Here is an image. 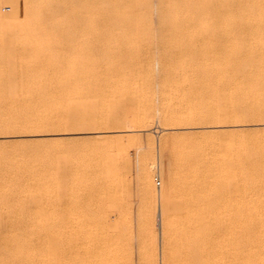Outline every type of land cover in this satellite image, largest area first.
I'll use <instances>...</instances> for the list:
<instances>
[{
  "label": "rangeland",
  "instance_id": "rangeland-1",
  "mask_svg": "<svg viewBox=\"0 0 264 264\" xmlns=\"http://www.w3.org/2000/svg\"><path fill=\"white\" fill-rule=\"evenodd\" d=\"M0 29V70L48 79L0 87V264H182L171 156L202 212L264 214V0H0Z\"/></svg>",
  "mask_w": 264,
  "mask_h": 264
},
{
  "label": "bare ground",
  "instance_id": "bare-ground-1",
  "mask_svg": "<svg viewBox=\"0 0 264 264\" xmlns=\"http://www.w3.org/2000/svg\"><path fill=\"white\" fill-rule=\"evenodd\" d=\"M242 4H240V5H242ZM9 56H11V55H9ZM2 58H1V60H2ZM5 60H6V58H5ZM10 62L13 63V61H10ZM12 63H10V64H12ZM14 63H16V62H14ZM3 64H4V61H3ZM15 65L12 64V66H14V67H15ZM8 67L11 68V65ZM13 69H11V70L9 69L6 71L0 70V87H2V88L7 87L8 88L10 85L13 86L14 84H18L19 82L17 83V81H20V80H17V79H19V78H21V81H20L21 84L27 82V84L30 83V85H31V83L34 85V84H36V82H43V79L48 80L46 72H40V75H39V74H36L35 71L32 72V71H28V70L26 72L23 71L24 72V73H22L23 76L17 78V76L18 75L20 76L21 74L18 73L16 76L17 72L15 71V68H13ZM49 74L50 73L48 72V75ZM18 85H17V89H18ZM33 85H32V87H33ZM37 86H35V88ZM23 87H21V88L23 89ZM24 88H26V87H24ZM8 90H9V88H8ZM10 90L12 92H13V90H15L14 92H16L15 88L14 89L11 88ZM37 90L38 89H36V93H37ZM39 91L41 92L43 90L42 89L40 90V88H39ZM12 92H10V93H12ZM17 92H18V94H17ZM17 92H16V94H17V96H19L20 92L19 91H17ZM27 92H29V90ZM5 93H6V91H5ZM256 93H258V92H255L254 94L256 95ZM7 94H9V93L7 92ZM23 94H24V92H23ZM23 94L22 95L20 94V95L23 96ZM46 94L50 95L48 92H46ZM11 95L13 96V93ZM11 95L9 94V96H11ZM39 96H41V95H39ZM6 97H8V96L6 95ZM48 97L49 96H46V98H48ZM12 98L14 99V97H12ZM13 101H15V100H13ZM7 102H10V101H7ZM12 102H11V104H12ZM29 102H30V99H29ZM29 102L24 103V104H26V105L28 104V106H30L29 104L35 105L34 103H29ZM17 103H18V101H17ZM24 104H22V105H24ZM36 104L41 105L40 103H36ZM18 105H19V103H18ZM26 105H24V106H26ZM33 105H31V106H33ZM39 105L37 106V109H38V107H40ZM50 105H49V107H50ZM53 105H56V104L53 103L52 107H53ZM21 107H20V109H21ZM35 107H36V105H35ZM41 108H42V106H41ZM45 108L43 110L41 109V111L44 112ZM54 108H55V106H54ZM10 109H11V107H10ZM23 109H24V107H22V110ZM31 109H33L32 110L33 112L36 110V109L34 110L33 107H31ZM49 109H47L45 112L46 116L42 117L43 114L40 115V117L42 119L41 118L36 119V117H38V115L41 114L40 111H39L40 113L37 112L38 114H34V116H33V114L30 113L33 116V118L31 116V118H30L31 124L29 123L31 126L29 128H32V127L34 128V126H37V127H40V129L38 128V130H41V128L43 129L44 127H46V129H45L46 131L48 130L47 129L48 126L50 127V129L55 128L57 125L55 127L52 126V123L54 124V122H55L54 121L55 119H53V118H55V117H53L55 115L52 113L51 114L53 116L50 115V112H48ZM17 110H13L14 112L12 110L11 111L13 113H16ZM68 110H69V108H68ZM74 110H76V109H74ZM54 111H53V113H54ZM20 112H21V115L22 116L24 115V117H25L26 114H23V113L27 112V109H24V111L20 110ZM76 112H79V111H76ZM34 113H36V111ZM30 114H28V115H30ZM13 115H15V114H13ZM19 116H20V114H19ZM51 116L53 118H51ZM151 116L149 115V119L151 118ZM16 117H17V115H16ZM26 117H28V116H26ZM20 118H21V116L18 117L16 122L18 120L19 121L22 120L23 117L21 119ZM24 121H29V119L25 120V118H24ZM144 121L145 120H143L142 122L146 123V121L145 122ZM20 123L21 122H18L16 124H20ZM25 123L26 122H24V125H22L23 124V120H22L21 125L24 126V129H26V127H27V126L25 127ZM12 124L15 125L14 123H12ZM70 124H71V122H70ZM32 125H34V126H32ZM37 127H35V128H37ZM45 130H43V132ZM51 131H53V130H51ZM54 131H56V130H54ZM47 132H50V131H47ZM95 134L98 136H101V134L98 132L97 133L95 132ZM182 153H184V152H182ZM185 155L186 154H184L185 158H183V157L172 158L173 156H171L170 158L166 157L167 159L165 158V161H166L165 167H164L165 175L163 174V176H164V189L161 190L162 192L160 194L161 200H162L163 214H164V217H166V219H167L166 223H165L166 227L168 229H173L175 227H179L178 229H180L179 234H178L179 236L177 237L178 243H176V244L179 245L180 249H181V251H179V252H181L180 253L181 255L179 256L180 260L184 257L182 264H264V214H262V215L258 214L257 215L255 213L254 215L253 214L251 215L252 212L248 215L246 213L242 214V213H223V212L222 213H216V214H213V213L210 214L211 212L210 213L202 212L203 209H205V211H206V209L208 207L207 206H205V207L201 206L200 201H203V199L202 200L199 199L200 195L205 191V188H206V185H205L206 183L201 179L202 177L199 176L200 175V172H199V168H200L199 167L200 166L199 161H200V159L197 157L198 155L197 156L186 155L188 157H186ZM174 156H177V155L175 154ZM12 162H10V163H12ZM3 171H5V170H3ZM198 172H199V174H198ZM2 175H4V174H2ZM1 178H2V176H1ZM4 178L6 180V176H4ZM0 182H1V180H0ZM141 183L144 186L147 184L145 175H143ZM145 187H148V186H145ZM155 195L156 194L154 193V196ZM201 198H202V195H201ZM210 208H212V207H210ZM172 216H174V218H172ZM0 240H1L0 242H2L5 239L0 238ZM15 240L16 239H14V241ZM174 244H175V242H174ZM1 245L2 244H0V246ZM15 245L17 246L18 243ZM179 246L177 248H179ZM5 247L3 245V248L0 250L1 251L3 250V252H5V249H4ZM7 251H6V253H7ZM13 251H11V252H13ZM23 253H25V252H23ZM3 254H5V253H2L0 255L2 256ZM14 254L15 253H13V255ZM18 254H20V252ZM3 256H4V259H7L5 255H3ZM16 256L17 255L15 254V257ZM181 256H183V257H181ZM175 258H177V257H175ZM9 259L10 258L8 257V260ZM16 259L17 258H15V262L20 260V259H17V261H16ZM8 264H11V263L9 262Z\"/></svg>",
  "mask_w": 264,
  "mask_h": 264
},
{
  "label": "built area",
  "instance_id": "built-area-1",
  "mask_svg": "<svg viewBox=\"0 0 264 264\" xmlns=\"http://www.w3.org/2000/svg\"><path fill=\"white\" fill-rule=\"evenodd\" d=\"M5 11L10 12L11 11V8L10 7H7ZM157 183L160 185V181H158Z\"/></svg>",
  "mask_w": 264,
  "mask_h": 264
}]
</instances>
